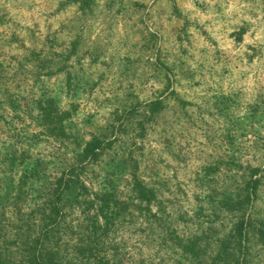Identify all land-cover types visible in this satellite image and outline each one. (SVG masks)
<instances>
[{"label": "rangeland", "instance_id": "obj_1", "mask_svg": "<svg viewBox=\"0 0 264 264\" xmlns=\"http://www.w3.org/2000/svg\"><path fill=\"white\" fill-rule=\"evenodd\" d=\"M92 139L108 147L79 177L64 256L211 264L244 222L249 264H264V0H0V226L24 192L34 237ZM101 213L107 235L90 228Z\"/></svg>", "mask_w": 264, "mask_h": 264}, {"label": "trees", "instance_id": "obj_2", "mask_svg": "<svg viewBox=\"0 0 264 264\" xmlns=\"http://www.w3.org/2000/svg\"><path fill=\"white\" fill-rule=\"evenodd\" d=\"M107 147L108 145L99 139H92L87 142L79 154V159L68 170L62 172L60 177L51 185L44 195V202L38 209L40 214L38 219L39 227L34 237L31 233L33 226L30 221V213L22 211L19 204V198L26 194L16 191L17 197L13 195L14 197L11 196L12 198L8 199V203L12 201L11 212L17 214V219L15 222L10 223V219L6 217V227L10 228L16 237L12 242L7 241V238L0 239V264H61L63 263L61 262L62 260L65 261L64 259L69 257L79 262L85 260L86 264L97 260L96 248L86 247L88 251L85 255H82L79 244H75L72 247L74 248L73 253L64 256L63 249L68 248V243L64 245L62 236L68 232L73 233L71 230L74 228L77 229L72 223L67 224L66 217L74 206L81 205L79 203V199L83 196L81 193L86 192L84 184L79 181L80 175L87 164L98 161L100 153ZM132 191L139 206L142 204L149 205L156 198L154 190L147 188L136 177H133ZM253 193H255V187L253 188ZM9 194H6L5 197L7 198ZM5 207L3 208L5 209ZM84 211L82 210L81 212L84 213ZM101 216L104 224L94 225V222H92L90 228L95 233L99 232L100 235H107L108 229L112 226L110 224H112L113 216L112 214L105 216L103 213H101ZM6 227L0 226V234L5 229L7 230ZM233 227L234 229L229 238L220 242L218 251L211 264L223 262H226L224 264H249L248 248L242 240L246 226L244 222H239ZM78 228H81V226L79 225ZM259 236L260 239H263L264 233L259 232ZM107 259V257L101 255L98 263L108 264Z\"/></svg>", "mask_w": 264, "mask_h": 264}]
</instances>
